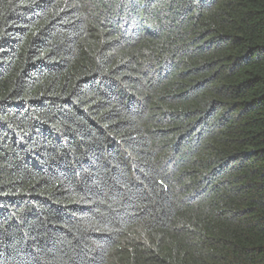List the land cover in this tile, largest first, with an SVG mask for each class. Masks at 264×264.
<instances>
[{
    "label": "trees",
    "instance_id": "1",
    "mask_svg": "<svg viewBox=\"0 0 264 264\" xmlns=\"http://www.w3.org/2000/svg\"><path fill=\"white\" fill-rule=\"evenodd\" d=\"M0 264H264V0H0Z\"/></svg>",
    "mask_w": 264,
    "mask_h": 264
}]
</instances>
